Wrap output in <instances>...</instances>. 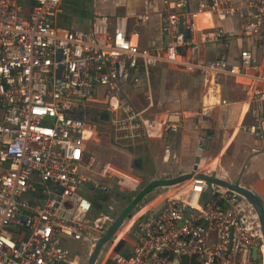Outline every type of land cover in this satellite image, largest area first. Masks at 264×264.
Wrapping results in <instances>:
<instances>
[{
	"label": "built area",
	"instance_id": "built-area-1",
	"mask_svg": "<svg viewBox=\"0 0 264 264\" xmlns=\"http://www.w3.org/2000/svg\"><path fill=\"white\" fill-rule=\"evenodd\" d=\"M63 3L0 0V264H79L65 239L85 237L94 206L85 189L110 195L111 183L131 187L135 181L111 162L96 168L85 132L88 110L103 107L111 139L121 148L178 131L177 123L135 108L125 84L145 80L150 87L152 69L168 65L199 71L206 96H215L221 74L254 71L255 95L264 98V68L253 64L251 49H242L237 63L198 57L201 43L231 46L235 32L216 21L238 18L242 39L261 37L264 0H165L163 41L155 46L140 42L150 10L134 15V28L126 16L99 14L89 29H63L56 20ZM209 184L193 176L169 186L174 190L160 209L142 207L133 217L132 251L113 254V264H264V234L253 205L222 186L205 199ZM104 220L113 221L109 215Z\"/></svg>",
	"mask_w": 264,
	"mask_h": 264
},
{
	"label": "crops",
	"instance_id": "crops-1",
	"mask_svg": "<svg viewBox=\"0 0 264 264\" xmlns=\"http://www.w3.org/2000/svg\"><path fill=\"white\" fill-rule=\"evenodd\" d=\"M143 7L145 10L152 11V18L141 28L140 42L145 46L160 45L163 41L161 32V9L158 6H154L152 0L149 5H147L146 0H64L62 10L56 20L59 27L63 29H89L94 16L109 14L113 17H128L129 26L134 28L132 18L134 15L142 12ZM216 23L222 25L230 32H235L230 37L231 46L225 48L201 43L198 53L199 58L212 60L224 57L229 63H237L239 61L240 51L248 48L254 54L253 64L259 68H264V34L259 38L242 39L237 34L240 32V28L237 26L239 24L238 18H231L222 22L216 21ZM165 66L160 65L154 69ZM169 69L175 70L176 68L171 66ZM181 71L190 74L195 84H202L204 94L202 103H198L197 106L193 103H186L185 101L180 103L179 100H177V103H160V107L173 106L174 108L183 109L182 113L174 115L178 116V119L174 121L170 119L173 116L169 117L168 115L166 117L169 121L179 125L178 131H169L163 138L155 136L130 148H121L116 146L112 141L108 126H106L107 135L91 129L89 130L88 137H91L89 145L93 147L92 149L89 147L90 150L103 159L111 161L122 159L125 162L124 167L129 169L128 172L116 167L122 172L133 176L135 179L134 182H131V187L121 186L122 190H131L133 194L129 198L128 204L122 208L120 213L151 182L158 179H172L193 172L195 159L199 152V171L206 173L215 171L219 177L230 182L239 180L241 185L255 190L264 201V98L261 99L255 95L258 81L253 80L254 71H249V76L239 77L221 74L218 77L221 83V88L218 87L220 93H215V96H206L207 85L203 75L199 71L188 72L183 69ZM144 85L147 86L145 80L139 84L124 85L125 88L127 86V91L125 88L124 91L127 94L128 100L137 109H145L147 107L133 102L130 91L136 86ZM221 96L228 99L227 103H218V99ZM119 98L121 99V97ZM200 147H202V150L199 149ZM149 157H151V161ZM136 159L141 160L140 167L135 165ZM145 160L147 162L149 160V163L153 161L154 168L151 166V163L149 165L146 164ZM133 161L135 171L130 166ZM100 165L102 163L98 160L96 168ZM94 177V179H100V177ZM142 182L144 184L139 187ZM160 188L168 187L154 189L144 196L133 209L128 217L130 226H133V217H135L142 207L158 204L157 208H161L162 204L159 203L164 197H159L146 203L149 196L156 193ZM85 190L91 195L93 204H95L97 197L108 196L94 191L90 187H87ZM212 197L213 194L209 198H204L212 199ZM127 228L128 230L125 236L122 237L123 239L116 241L118 245L122 244V249L124 248V251L122 250L118 253L128 254L133 249L135 241L132 233L133 230L132 227L130 231L129 227ZM69 241V239H65L67 246ZM78 257L80 258V256Z\"/></svg>",
	"mask_w": 264,
	"mask_h": 264
},
{
	"label": "rangeland",
	"instance_id": "rangeland-1",
	"mask_svg": "<svg viewBox=\"0 0 264 264\" xmlns=\"http://www.w3.org/2000/svg\"><path fill=\"white\" fill-rule=\"evenodd\" d=\"M164 1L165 0H152V3L154 6H158L161 11H163ZM144 11L145 9L143 7L142 12ZM169 67L171 66L166 65L165 67L156 68L152 71L150 87L148 85L136 86L130 91V96L133 99V102L146 106L149 112L152 113L155 118L164 120L168 115L170 117L178 115V113H182L183 109L174 108L173 106L160 107V103H177V100H179L180 103L185 101L186 103H193L195 106H197L198 103H202L204 94L202 84H195L190 74L182 72L181 69L177 70V68L175 70H171ZM125 90L127 91V86ZM97 108L98 109H91L87 111L86 124L91 130L102 133L103 135H107L108 133L106 126H108V124L103 114V107L100 105ZM170 119L173 121L176 120L172 117H170ZM95 138H97V136H95ZM92 148L93 147H91V149ZM149 158L151 161V157ZM97 159L101 161V163L107 161L113 162L115 166L126 172L129 170L124 167L125 162L122 161V159L111 161L98 156ZM133 163L134 161L132 164H130V166H132L133 170L135 171L136 169H134L135 167ZM145 163L148 165L151 163L153 168L155 166L153 161L149 163V160L148 162L145 160ZM143 182L139 187L144 184ZM112 185L113 190L111 194L108 196L97 197L94 208L86 217V225L88 228L85 232V238L80 240L69 239L70 241L68 242V246L70 247L73 256L77 258L79 264H88L90 255L95 248L96 242L104 235L112 223L105 222L104 216L109 215L114 220L122 208L128 204L130 200L129 198L133 194L131 190H122L121 186H115L116 184H114V182ZM215 188L216 186L214 184H209L205 198H209L214 193ZM173 190L174 188H160L156 191V193L149 196L146 203H149L156 198L164 197ZM100 218H102V221L97 223V219ZM127 227H129L130 231L132 226H130L129 219H127V222L120 228L114 238L103 248L96 264H112V255L122 250L124 251V248L122 249L121 245L117 246L118 243L116 241L118 239H120V241L123 239L122 237L125 236V233L128 230ZM130 235H132V233H130ZM77 255L80 256V258Z\"/></svg>",
	"mask_w": 264,
	"mask_h": 264
},
{
	"label": "water",
	"instance_id": "water-1",
	"mask_svg": "<svg viewBox=\"0 0 264 264\" xmlns=\"http://www.w3.org/2000/svg\"><path fill=\"white\" fill-rule=\"evenodd\" d=\"M173 119H178V116H173ZM199 161H200V152L198 153L195 159V165L193 172L180 175L178 177L172 179H158L151 182L143 191L139 193V195L116 217V219L112 222L110 227L107 229L104 236H102L96 243L93 252L90 255L88 264H96L98 261V257L102 251V248L105 244H107L115 234L120 230L125 221L128 219L129 215L133 211V209L137 206V204L146 196L148 193L153 191L159 187H169L173 185H178L185 183L190 180L193 176L196 178L206 179L210 184H214L215 186H222L229 188L235 192H238L245 196L247 200L253 205L255 210L258 213L262 230L264 234V201L261 199L259 194L252 189H249L240 184V181L230 182L226 179H223L217 175L214 171L212 173L200 172L199 171ZM141 160L137 159L135 161V165L140 167Z\"/></svg>",
	"mask_w": 264,
	"mask_h": 264
},
{
	"label": "bare ground",
	"instance_id": "bare-ground-1",
	"mask_svg": "<svg viewBox=\"0 0 264 264\" xmlns=\"http://www.w3.org/2000/svg\"><path fill=\"white\" fill-rule=\"evenodd\" d=\"M119 97L122 98V94H118V95H117L116 99H114V102H115V103H118V101L120 100ZM89 130H90V129H89L88 127H86V131H85V132H86L87 137H88V134H89Z\"/></svg>",
	"mask_w": 264,
	"mask_h": 264
},
{
	"label": "trees",
	"instance_id": "trees-1",
	"mask_svg": "<svg viewBox=\"0 0 264 264\" xmlns=\"http://www.w3.org/2000/svg\"><path fill=\"white\" fill-rule=\"evenodd\" d=\"M119 245H122V244H119ZM119 245H118V246H119Z\"/></svg>",
	"mask_w": 264,
	"mask_h": 264
}]
</instances>
